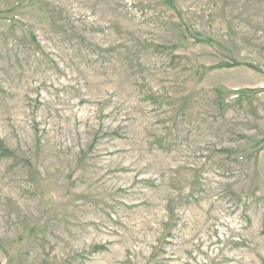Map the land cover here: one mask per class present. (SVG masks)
Here are the masks:
<instances>
[{"label":"rangeland","instance_id":"1","mask_svg":"<svg viewBox=\"0 0 264 264\" xmlns=\"http://www.w3.org/2000/svg\"><path fill=\"white\" fill-rule=\"evenodd\" d=\"M0 264H264V0H0Z\"/></svg>","mask_w":264,"mask_h":264}]
</instances>
